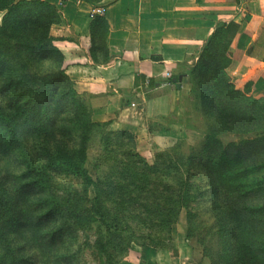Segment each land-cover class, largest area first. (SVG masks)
<instances>
[{
    "label": "trees",
    "instance_id": "obj_1",
    "mask_svg": "<svg viewBox=\"0 0 264 264\" xmlns=\"http://www.w3.org/2000/svg\"><path fill=\"white\" fill-rule=\"evenodd\" d=\"M0 12V264H77L81 251L71 244L93 226L100 260L122 264L133 245L169 248L184 212L189 240L201 201L215 218L210 263L264 264V98L254 96L255 81L236 82L238 23L219 24L189 71L201 145L177 141L150 163L131 133L93 119L91 96L67 74L51 33L62 21L56 5L0 0ZM108 35V21L96 18L97 63L110 59ZM97 137L95 178L87 165ZM60 176L81 189L56 193Z\"/></svg>",
    "mask_w": 264,
    "mask_h": 264
},
{
    "label": "crops",
    "instance_id": "obj_2",
    "mask_svg": "<svg viewBox=\"0 0 264 264\" xmlns=\"http://www.w3.org/2000/svg\"><path fill=\"white\" fill-rule=\"evenodd\" d=\"M47 1L62 17L51 29L55 45L67 74L90 94L93 119L109 122L110 131L131 133L150 163L177 141L204 138L179 114L191 88L189 71L219 24L240 25L230 48L238 62L236 82L255 81L254 96L264 98V0ZM99 5L104 14L92 18ZM98 17L109 24L110 59L100 63L91 54V25ZM184 215L172 228L169 248L133 245L122 264H209L188 240Z\"/></svg>",
    "mask_w": 264,
    "mask_h": 264
},
{
    "label": "rangeland",
    "instance_id": "obj_3",
    "mask_svg": "<svg viewBox=\"0 0 264 264\" xmlns=\"http://www.w3.org/2000/svg\"><path fill=\"white\" fill-rule=\"evenodd\" d=\"M3 16L4 12H0V22L2 21ZM80 91L85 92L82 88ZM197 104H199V101H196L195 95L192 94L190 88L186 103L183 108L181 107L180 111L182 113L179 114V119H183L187 122V124L196 126L202 130L205 128L204 118L201 111L198 109ZM186 113L188 117L185 115ZM201 142L202 140L200 141L197 137L190 140L189 145H191V147H198L201 145ZM99 155L100 140L99 137H97L93 142H91L89 149V161L87 165L91 175L95 178L100 177V166L98 161ZM55 182L57 183L55 184V191L61 195L63 193L66 194L68 191L74 193L75 190H80L82 187L81 182L77 181L74 176H60L55 178ZM206 199H208L207 196ZM197 206L199 207V217L194 218L192 220V224H190L189 240L191 241L190 243L192 246L197 249V257L202 258L204 256L208 259L209 264H211V258L207 254L208 252H211L209 255H214V251L218 246V240L215 235V228L214 231L209 233V236L207 233L209 232L212 222L214 226L215 218L211 216V212L209 210V207H211L210 202L207 204V202L201 201L197 204ZM94 227L95 226L87 227L85 230L78 232L77 240L75 239L71 244V246L78 252L81 251L79 252L80 256H78L79 258L77 264H105L100 260V253L97 252V245L95 243L97 241L98 232ZM216 228L218 229V226ZM202 242L205 243V245L202 244ZM207 248L209 251L206 250Z\"/></svg>",
    "mask_w": 264,
    "mask_h": 264
},
{
    "label": "built area",
    "instance_id": "obj_4",
    "mask_svg": "<svg viewBox=\"0 0 264 264\" xmlns=\"http://www.w3.org/2000/svg\"><path fill=\"white\" fill-rule=\"evenodd\" d=\"M68 1H70V0H63V2H61V5H63L64 3H67ZM104 12H105V10L102 6H100V5L96 6L91 11V17L94 18L96 16H102L104 14Z\"/></svg>",
    "mask_w": 264,
    "mask_h": 264
}]
</instances>
